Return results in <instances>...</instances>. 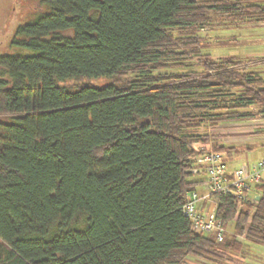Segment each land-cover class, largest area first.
Listing matches in <instances>:
<instances>
[{"label":"trees","instance_id":"trees-1","mask_svg":"<svg viewBox=\"0 0 264 264\" xmlns=\"http://www.w3.org/2000/svg\"><path fill=\"white\" fill-rule=\"evenodd\" d=\"M26 2L17 51L0 52V264H222L264 244V180L243 202L210 195L233 224L222 242L184 212L206 181L197 157L226 148L213 131L264 114V78L204 53L199 33L264 20V6Z\"/></svg>","mask_w":264,"mask_h":264},{"label":"rangeland","instance_id":"rangeland-1","mask_svg":"<svg viewBox=\"0 0 264 264\" xmlns=\"http://www.w3.org/2000/svg\"><path fill=\"white\" fill-rule=\"evenodd\" d=\"M37 2H35L36 4ZM38 5L32 6L30 2H26V0H0V52H16V47H13L10 45L11 39L16 31L17 26L20 24H23L27 21H29L31 18H33V15L35 12H37ZM219 26L218 23L214 25V28H217ZM224 34L228 33V35H235L232 40L227 39H220L217 37H207L204 31H201L199 33L200 35H204V40L202 41V50L204 53L211 54L213 58H220L225 56H235V58L241 59L240 61L241 66L248 67L250 70L253 71H259L261 75L264 77V44L261 43H252L251 38H253V41H260L264 38L262 34H254L251 35L249 32V28L247 26H243L240 28H227L223 29ZM215 33V31H214ZM212 36V35H210ZM248 64H247V63ZM93 84L96 85H104L110 81V79L107 78H100V79H92L90 80ZM257 107L253 109L256 111ZM233 122V121H230ZM225 124V123H223ZM222 124H220L221 126ZM218 129H215L214 136H219L220 133L223 132V136H231L235 128L230 129L227 126H222L224 130H222V127ZM245 126V124H243ZM221 129V130H219ZM232 132V133H231ZM232 138V137H231ZM222 139V138H221ZM214 140V139H213ZM230 141L231 139H227V141ZM233 143V142H231ZM231 150L232 148H225L223 150H211V151H218L223 156H229L227 154V150ZM231 155V152H230ZM233 157H235V166H241V165H248L256 161L257 159H261L264 157V141L262 143L255 142V145H252V147H242V146H236L234 151L232 152ZM224 158V157H223ZM225 162V160L223 159ZM206 175L204 173L200 174H193V178L196 179H203ZM198 193L201 197H203L204 192H206V188L204 185H202L200 188H198ZM207 199L200 200L196 206L198 210L201 213L207 214L212 211V207L209 205L208 208L203 207L206 211L201 210L199 205L203 204V202ZM227 236H230L228 234H231L233 231V224L231 226H227ZM209 235V233H208ZM251 246V250L247 251L246 258L253 263V261L256 264H264V244H252L249 243ZM240 256V255H239ZM237 258V257H236ZM241 258V256H240ZM240 258L235 259L236 264H243V261L240 260ZM238 262V263H237ZM246 263V262H245ZM187 264H193L191 262H188ZM195 264H202V263H196Z\"/></svg>","mask_w":264,"mask_h":264},{"label":"built area","instance_id":"built-area-1","mask_svg":"<svg viewBox=\"0 0 264 264\" xmlns=\"http://www.w3.org/2000/svg\"><path fill=\"white\" fill-rule=\"evenodd\" d=\"M223 155L218 151H210L197 157L196 165L191 170L195 174L204 173L206 192L201 197L197 190L190 193L189 200L184 205V212L191 220L192 230L199 233L214 235L217 241L225 238L226 228L216 215V207L211 212L201 213L196 204L203 199H210L216 192H232L240 202L246 199V193L252 186L264 180V157L251 167L241 165L229 173L223 161Z\"/></svg>","mask_w":264,"mask_h":264},{"label":"crops","instance_id":"crops-1","mask_svg":"<svg viewBox=\"0 0 264 264\" xmlns=\"http://www.w3.org/2000/svg\"><path fill=\"white\" fill-rule=\"evenodd\" d=\"M226 1H232V0H226ZM247 1H249L252 4L264 6V0H247ZM217 23L219 24V26L217 28H214V25H213L212 27H207L206 29L202 30V31H204V33L206 34L207 37H217V38H220L223 40L224 39L232 40V38H234L235 35L234 34L228 35V33L224 34L223 29L237 28V27L240 28L243 26H247L249 28V32L251 35L262 34L264 36V20H255V21L250 20L249 22L242 23V24L237 23V22H233V21L232 22H230V21H219ZM214 31H215V33H214ZM210 35H212V36H210ZM250 40L252 43L254 42V43L264 44V38L261 39L260 41H253V38H251ZM233 57H235V56H233ZM220 58H222V57H220ZM220 58H215V59H220ZM239 60H241V59H239ZM256 72L261 75V73L259 71H256ZM256 107L257 106L252 107V109H255ZM243 124H245V126H243ZM222 126H227L230 129L235 128V130L233 131V133L231 132L232 134L229 137L223 136L224 133L222 131L218 132L220 134H219V136H217V135L214 136L213 143H215L217 145H224L226 148H232L231 150L226 149L227 154L229 156H224V158H223L225 160L224 163L226 165L228 172L232 173L233 170L238 167V166H235V162H234L235 157H233V155H232V152L234 151L235 147L236 146H242V147L246 146V147L251 148L252 145H255V142L262 143L264 141V114L259 113L254 118L242 119V120L233 121V122H226L225 124H222L220 127H222ZM218 128L219 127H217L216 129H218ZM219 130H221V129H219ZM222 130H224L223 127H222ZM227 139H231V140L227 141ZM231 142H233V143H231ZM230 152H231V155H230ZM259 159H257L256 161H254L251 164H248V165L245 164V166L251 167ZM201 186L202 185H200L198 188H200ZM201 202H203V204H200L199 207L201 210H204V211H206L203 208L206 205V203H207V206H205V208H208L209 205L212 208H215V206H216V202L214 200H212L211 198L208 200L201 201ZM226 232H227V229H226ZM251 246L252 245H248L246 251H250ZM237 258H236V256L226 257L222 264H236L235 259H237ZM240 260L243 261V264H250L251 263V262H249V260H247L246 255H244L243 258H240ZM189 262H191L193 264H195V262L196 263L200 262L202 264H210V263H207L206 261L195 260L194 258H190ZM252 264H256V263L253 261Z\"/></svg>","mask_w":264,"mask_h":264}]
</instances>
